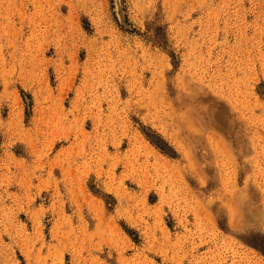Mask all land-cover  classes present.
<instances>
[{
  "label": "rangeland",
  "instance_id": "1",
  "mask_svg": "<svg viewBox=\"0 0 264 264\" xmlns=\"http://www.w3.org/2000/svg\"><path fill=\"white\" fill-rule=\"evenodd\" d=\"M0 264H264V0H0Z\"/></svg>",
  "mask_w": 264,
  "mask_h": 264
}]
</instances>
